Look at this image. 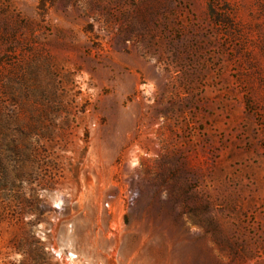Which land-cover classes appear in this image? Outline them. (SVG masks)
<instances>
[{
  "label": "rangeland",
  "instance_id": "374dc122",
  "mask_svg": "<svg viewBox=\"0 0 264 264\" xmlns=\"http://www.w3.org/2000/svg\"><path fill=\"white\" fill-rule=\"evenodd\" d=\"M0 264H264V0H0Z\"/></svg>",
  "mask_w": 264,
  "mask_h": 264
}]
</instances>
